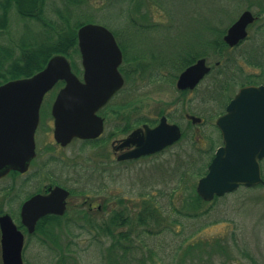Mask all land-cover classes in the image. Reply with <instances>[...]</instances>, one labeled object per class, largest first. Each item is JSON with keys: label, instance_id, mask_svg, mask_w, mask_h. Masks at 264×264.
Masks as SVG:
<instances>
[{"label": "rangeland", "instance_id": "rangeland-1", "mask_svg": "<svg viewBox=\"0 0 264 264\" xmlns=\"http://www.w3.org/2000/svg\"><path fill=\"white\" fill-rule=\"evenodd\" d=\"M63 3L48 0L47 14L52 20H58L56 11L63 10ZM246 11L255 18L248 37L238 47L218 53L211 45L217 32L223 31V39ZM9 13L10 27L0 32V50H12L8 62L20 58L24 37L31 36L32 40L25 41L36 43L43 32L37 21L23 19L15 9ZM72 14L74 22L103 25L115 35L127 58L121 67L126 72L122 100L116 102L125 104L109 106L101 142L75 141L60 148L52 135L51 116L59 88L45 96L36 135L38 157L26 174L11 171L0 178V216L11 215L21 228L23 203L48 185L64 187L75 197L59 222H40L55 238L41 231L25 234V264H128V257L137 261L129 264H264V186L242 188L202 202L198 208L193 200L199 180L207 173L206 165L214 157L203 153L212 147L216 151L223 143L217 119L241 88L264 85V0H91L75 6ZM70 54L67 58L82 79L78 47ZM198 54L204 57L196 62L206 58L212 72L195 91H179L177 80L174 85L153 82L157 71L162 75L166 69L173 72L171 65L177 59ZM134 56L143 59L137 63ZM137 65L145 67L142 74ZM226 78H233L232 88L222 93ZM119 113L149 119L165 114L170 123L182 127V138L137 163L118 164L113 146L126 137L115 129ZM191 116L202 122L193 124ZM197 166H204L205 173L193 177L190 169ZM261 169L264 177V160ZM101 197L111 205L123 199L128 209L139 205L132 213L125 211L126 222L121 220L120 231L114 232L124 231L126 237L105 238L97 231H86L102 224L85 212L90 202L98 206ZM1 255L0 232L3 264Z\"/></svg>", "mask_w": 264, "mask_h": 264}, {"label": "water", "instance_id": "water-1", "mask_svg": "<svg viewBox=\"0 0 264 264\" xmlns=\"http://www.w3.org/2000/svg\"><path fill=\"white\" fill-rule=\"evenodd\" d=\"M255 21L251 12H244L224 37L231 47L248 37V26ZM84 77L81 81L72 71L64 55L52 57L47 66L29 78L9 81L0 86V178L11 171L24 173L36 156L35 133L45 95L59 82V92L52 115L55 138L63 145L72 139L96 138L103 132V121L97 112L114 93L124 86L119 71L122 51L114 34L104 26L86 24L77 32ZM206 59H200L180 76V90L194 89L210 73ZM194 123L200 118L192 117ZM223 145L218 148L199 180L198 195L205 201L222 197L241 186L263 185L261 161L264 159V85L243 87L229 103L226 113L216 122ZM136 151L127 157L154 154L181 138V129L166 118L150 129ZM70 193L62 187L37 194L21 209V224L33 233L38 221L46 215H63ZM3 264H24L25 235L9 214L0 216Z\"/></svg>", "mask_w": 264, "mask_h": 264}, {"label": "trees", "instance_id": "trees-1", "mask_svg": "<svg viewBox=\"0 0 264 264\" xmlns=\"http://www.w3.org/2000/svg\"><path fill=\"white\" fill-rule=\"evenodd\" d=\"M64 3L63 10L60 8L57 9L58 20H52L47 14V4L48 0H0V32L5 29H9L10 27V13L12 9H15L17 14L23 19H31L37 21L43 28V32L39 35L40 41L27 42L25 39H31V36L24 37L22 42H20L19 46L21 48V56L18 60L10 61L12 58L11 49L5 48L0 50V85L9 81L14 80L21 77H30L35 73L41 71L48 63L50 58L56 54H63L66 56H71L72 51H76L78 38H77V30L87 22H74L72 20V9L75 6H83L86 2H91V0H62ZM140 0H137L139 2ZM61 12V13H59ZM90 22V21H88ZM53 33V34H51ZM218 36L211 42L212 46H215V49L218 50V53L225 52L226 48H228L227 44L221 39V34L223 31H218ZM117 34V33H116ZM220 36V38H219ZM38 37H33L36 39ZM204 54V53H203ZM201 55V56H200ZM198 55H188L187 57H181L177 59L171 66L174 67V71H170L166 69L163 73L157 71L153 76V82H165L169 85H174L178 72L182 70L183 67H188L189 65L196 62V60L200 57H204L202 54ZM129 58V57H128ZM133 61H138V59H143L139 56L131 57ZM127 59V58H124ZM139 60V61H140ZM139 63V62H138ZM138 66V65H137ZM139 71L144 70L142 66H138ZM124 68L122 69V71ZM5 71V72H4ZM126 73L125 71H123ZM3 73V74H2ZM5 73V74H4ZM126 75V74H125ZM233 78H226L221 83V92L227 93L228 88H232L231 85ZM185 93V92H184ZM229 99V97H228ZM214 146V143L211 145ZM215 148H211V150H207L203 155L208 154L210 158L214 155ZM212 154V155H210ZM212 159V157L210 158ZM210 163L206 165L209 166ZM205 166V165H204ZM204 166H197L196 169H190L192 171V176H202L204 172ZM206 174V173H205ZM245 189V188H244ZM253 190V189H249ZM237 192V191H236ZM235 193V192H234ZM219 199V198H216ZM215 199V200H216ZM194 203L196 207L204 202L197 193L193 196ZM214 200V201H215ZM206 203V202H204ZM61 217H56L53 215L46 216L43 218L41 222L43 224H52L59 222ZM121 220L125 223L124 216H122ZM43 224H39V228H37V232H43V234H51L54 238L57 236L54 234L52 230H46L43 228ZM111 236L114 238L119 235L120 238L126 237L124 231L118 234L114 232H109ZM118 260V259H117ZM116 260V261H117ZM136 261L134 258L130 261V258L126 260V263H132ZM137 262V261H136ZM144 264V263H143Z\"/></svg>", "mask_w": 264, "mask_h": 264}, {"label": "flooded vegetation", "instance_id": "flooded-vegetation-1", "mask_svg": "<svg viewBox=\"0 0 264 264\" xmlns=\"http://www.w3.org/2000/svg\"><path fill=\"white\" fill-rule=\"evenodd\" d=\"M80 56H81V54H80ZM81 60H82V57H81ZM139 60L140 59H138L137 63L142 61V59L140 61ZM122 65H123V63H122ZM122 65L119 67V71H120L122 77L124 78V80H126V77H125V75H124V73H123V71L121 69ZM82 68H83V66H82ZM142 68H145V67H142ZM141 72L142 71H140V74H142ZM83 77H84V69H83V73H82V79L79 77L81 81H83ZM62 84L64 86V82H62ZM62 87H60L58 90L60 91V89ZM197 87H195L194 89H186V90L195 91L197 89ZM123 89H124V87H122L119 91L114 93L112 95V97L107 101V103L104 106H102L100 108V110L97 112V115L99 117H101V119L103 121V132H102V134L100 136H98L96 138H87V139H82V138L76 137V138L72 139L66 145H63L62 143L58 142L56 140V138H55V119H54V117L52 115V109H53L54 104L56 102V99H57L56 97H57V95L59 93V91H58L57 94H56V97H55V99L53 101L52 107H51V116H52V119H53V130H52L53 134L52 135H53L55 144L58 147H60V148H67L70 145H72L75 141H79V142H81V144H84V145H86V144L87 145L88 144H95L98 141L101 142L105 138L104 133H105V130H106V124H107V120H108L107 112L109 110V106L113 102H115L117 105L120 104V107L125 104V102H122V103L121 102H116V101L122 100L120 98V95H121V92H122ZM115 112H116V110H115ZM120 113L118 114L119 122L116 123V125H115L116 128L115 129L117 131H119L120 134H124V136L126 135V137L121 139L119 142H117L118 143L117 145L113 146L115 154H118V156L116 158V160H117L116 163L121 164V165H123V164H133V163L139 162L143 158H146V157L153 156V155L157 154V153L151 154V155L147 154V155H142V156L136 157V158L127 157V155H129L131 152L136 151L138 149L139 144L142 142L143 138L145 137V135L147 133L146 127L150 128V129H154L156 126H158L162 122V119L164 117L166 118L167 123L171 125L172 123H170L169 117L164 114L159 119H149V118L143 117V116L136 117L134 115L133 116L132 115H124V114H120ZM173 124H177V123H173ZM193 124H194V122H193ZM177 126H179L181 128V131L183 133L182 127L179 124H177ZM114 134H117V133H114ZM36 135H37V132L35 134V143H36ZM36 147H37V143H36ZM36 152H37V148H36ZM37 157H38V152H37L36 157L31 161L28 170L26 172H24L23 174H26L27 172H29V169L31 168L32 163H34L36 161ZM56 186H58V185H48L42 191V193H37V194H46V193L49 192V190L51 188H54ZM74 197H75L74 194H70V196L67 198V200H66V202H67V204H66L67 205L66 212L63 215H53V216L61 217V218L64 217L66 215V213L68 212L70 206H72V205H70L71 204V199H73ZM87 200H89V198ZM108 202H109V200L106 197H101V203L98 206H96L94 203H91V202L88 204V208L85 209L86 215L87 216H93L96 219L98 218L97 220H100L102 224H100L98 226H95L93 228V230H89V231L86 230L87 232L92 233V231H97L98 233H102L105 236V238H112V236L109 234V232H118V231H120V230H117V227L120 226L119 223L121 221L122 216H124L125 211L129 212V213H132V211L135 210V207L139 206L137 204L136 206H132L129 209L125 208L123 206V199L118 201V202H113L112 205H111V203H108ZM83 207L85 208L86 206L83 205ZM79 215L80 214H78V216ZM136 215L145 216L143 213L139 214V212L136 213ZM106 216H108L107 219H106ZM43 218L40 221H38V223H37V225L35 227L36 230H35L34 233L37 232V228H39V226H40L39 224L43 220ZM115 223H117L118 225L115 224ZM82 227H84V226H82ZM83 230L85 231V228Z\"/></svg>", "mask_w": 264, "mask_h": 264}]
</instances>
